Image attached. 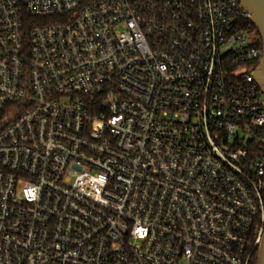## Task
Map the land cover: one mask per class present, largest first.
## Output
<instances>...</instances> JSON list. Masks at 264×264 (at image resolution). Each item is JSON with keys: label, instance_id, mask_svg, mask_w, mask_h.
<instances>
[{"label": "built area", "instance_id": "obj_1", "mask_svg": "<svg viewBox=\"0 0 264 264\" xmlns=\"http://www.w3.org/2000/svg\"><path fill=\"white\" fill-rule=\"evenodd\" d=\"M248 20L240 0H0V264H254Z\"/></svg>", "mask_w": 264, "mask_h": 264}, {"label": "water", "instance_id": "obj_2", "mask_svg": "<svg viewBox=\"0 0 264 264\" xmlns=\"http://www.w3.org/2000/svg\"><path fill=\"white\" fill-rule=\"evenodd\" d=\"M240 2L251 14V22L259 31L262 40L263 56L254 76L264 93V0H240ZM257 264H264V233L258 249Z\"/></svg>", "mask_w": 264, "mask_h": 264}, {"label": "trees", "instance_id": "obj_3", "mask_svg": "<svg viewBox=\"0 0 264 264\" xmlns=\"http://www.w3.org/2000/svg\"><path fill=\"white\" fill-rule=\"evenodd\" d=\"M245 26V29L250 33V34H255L257 37L256 44L262 49V40L259 34V31L256 29V27L253 25L251 21H247L243 24ZM248 148L253 154H264V130L261 133L260 136L256 138H252L249 143H248ZM257 256H258V251L255 254V260L254 264H257Z\"/></svg>", "mask_w": 264, "mask_h": 264}, {"label": "rangeland", "instance_id": "obj_4", "mask_svg": "<svg viewBox=\"0 0 264 264\" xmlns=\"http://www.w3.org/2000/svg\"><path fill=\"white\" fill-rule=\"evenodd\" d=\"M249 39L250 40H257V37H256V35L255 34H249ZM251 135H247V138H249Z\"/></svg>", "mask_w": 264, "mask_h": 264}]
</instances>
